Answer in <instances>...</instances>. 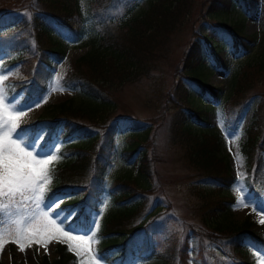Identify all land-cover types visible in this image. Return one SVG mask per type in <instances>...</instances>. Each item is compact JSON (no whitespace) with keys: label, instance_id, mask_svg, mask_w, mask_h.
<instances>
[{"label":"trees","instance_id":"trees-1","mask_svg":"<svg viewBox=\"0 0 264 264\" xmlns=\"http://www.w3.org/2000/svg\"><path fill=\"white\" fill-rule=\"evenodd\" d=\"M236 1L245 13L254 12V0ZM37 2L36 6L42 8L43 12L39 13L34 4L26 6L35 12L32 15L34 26L30 30L31 37L37 45L35 52H31L30 46L24 42L25 36L15 40L18 32L17 16L10 14L0 15V52L5 50L16 52V56L5 64H19L20 73L31 80L28 92L31 97L37 86L47 78L50 59L60 60L64 56L68 42L76 47L86 48L85 53L72 62L70 70L62 79L63 85L78 87L80 95L39 115L30 127L31 134L39 128L47 129L48 137L43 141L45 146H48L55 136L60 123L64 128V139L80 138L78 144L63 146L64 156L59 155L61 157L59 160L49 164L52 181L47 185L49 191L46 196L50 199L56 195L70 194L69 198L59 200L56 208H75L68 223H71L72 227L79 226L81 220L86 228L90 213L96 210L103 192L104 172L109 163L113 136L119 131L128 133L129 143L121 152V155L128 158L137 154L145 140L137 133L141 126L136 121L118 120L113 123L112 114L116 108L109 94L142 74V69L146 71L151 68L146 61L151 62L154 58L152 44L154 36L167 32L172 22L176 20L175 11L184 6L185 0H153L137 15H122V19L127 16L125 20H118L117 12H114L126 9L127 0H88L84 9H81L75 0ZM216 3L218 7L215 9V17L220 15L218 12L220 9L233 5L232 0H217ZM215 20L217 41L227 40L235 55H240L242 50L248 49L247 45L254 39L243 34L240 21L232 22L225 18ZM206 46L215 66L218 68L225 66L223 52H215L213 46ZM261 47L263 56L260 57L259 63L251 58L244 68L240 66L229 78L225 104L223 107L220 106L227 125L232 129L236 128L239 114L245 106L244 90L249 88L253 78L264 70V41ZM221 49L218 47V50ZM201 57V44L192 41L183 58L184 68L190 72L188 79L195 85L199 98L216 101L220 98V91L193 73ZM21 84L7 80L6 90L9 93L13 92L18 90ZM178 87L182 91L185 113L190 115V119L204 123L206 110L199 109V105H191L190 102L193 101L187 99V90L182 88L181 84ZM81 119L86 121L87 126ZM180 127L183 133L194 139L190 143V148L185 151V160L200 177L195 183L211 182L213 185V189H204L196 185L191 187L193 189L191 193L199 200L194 211L205 228L204 235L217 243L226 256L225 259H219L220 263L255 264L261 254L255 249H264V243L247 231L250 223L245 221L233 224L224 218L215 221L217 215L224 216L228 205L233 202V199L225 194V189L232 184L234 178L230 174L227 161L218 154L219 143L214 135L192 134L190 130L194 125L190 122L185 121ZM241 150L245 153L249 166L246 183L255 196L260 197L264 191V163L258 157V152H264L263 123L252 122V125L245 129V140ZM67 153L71 155L67 156ZM143 156L144 154H141L136 167L134 182L139 179L140 182L137 181L135 184L140 189L149 190L143 184V181L148 179V168ZM134 189L135 187L130 186L127 180L119 178H116L110 187L111 199L116 207L106 216L104 223H113L114 226L103 229L99 227L96 231V238L99 240L97 254L103 257L102 261L106 264H128V256H132L137 249L133 237L140 230L141 223L133 225L132 221L141 212L143 202L136 201L141 191ZM243 238L252 241L254 250L240 246ZM198 241V256L202 264H216L204 256L205 246L199 238ZM186 250L185 239L175 251L167 248L164 254L159 256L162 262L156 264H175L174 252L178 253L179 264H185ZM56 255L52 260L44 256L37 264H77L79 260L77 256L65 253L63 246L56 248Z\"/></svg>","mask_w":264,"mask_h":264},{"label":"rangeland","instance_id":"rangeland-1","mask_svg":"<svg viewBox=\"0 0 264 264\" xmlns=\"http://www.w3.org/2000/svg\"><path fill=\"white\" fill-rule=\"evenodd\" d=\"M75 1L81 9H84L88 0ZM127 1L126 9L114 12H117L118 20L122 19V15H137L153 0ZM216 1L185 0L184 6L175 11L176 20L172 22L167 32L154 36L152 43L154 58L151 62L146 61V64H149L151 68L146 69V71L142 69V74L109 94L116 108L112 114L114 119L111 118L113 122L118 120L136 121L141 126L137 133H140V137L145 139L142 144L143 147L137 151L139 154L132 156L127 162L122 155L120 157V154L127 147L130 136L126 132L116 134L113 140L111 161L104 174L106 188L112 185L116 178H119L127 180L130 186L135 187L134 190L141 191V195L136 198V201H142L143 208L132 221L133 225L141 223L142 228L136 239V248H141V250L136 251L131 256V264L160 263L162 259L159 256L163 255L167 248L175 251L185 239L187 244L185 264H202L198 256V238L205 246L204 256L211 263L222 264L219 259L223 258V251L217 244L212 243L209 236L204 235L205 228L202 226L198 214L194 211L199 200L194 193H191L193 191L191 187L196 185V187L204 189H213V185L211 182L200 181L201 183H195L200 180V177L185 160V151L190 148V143L194 140L192 136L181 131L180 125L181 123L184 125L185 121L194 125L190 130L192 134L201 136L205 133V135L215 136L219 143L218 154L225 158L230 168V174L234 177V182L225 189V194L233 198V203L227 207L224 216L217 215L215 221H221L223 218L233 224L248 221L250 226L247 231L258 236L264 242V223L259 222L264 219V212H259L255 204L245 206L242 203L237 206V201L242 199L244 193H247L249 199L257 203L264 202V192L258 198L247 186L245 178L248 175V162L245 153L241 150L245 140V129L252 125V122L253 124L256 122L263 123L264 125V70L257 74L252 83L249 84V88L244 90L245 106L240 112L236 129L233 130L231 126L226 125L225 116L221 109V106L223 107L225 104L231 73H234L240 66L244 68L251 58L259 63L260 57L263 56L261 46L264 41V0H254L255 11L248 15L245 14L236 0H232L233 5L226 9H220L218 11L220 15L215 17V9L218 7ZM36 3H38L37 0H0V15L17 16L18 32L15 40H20L25 36L24 42L30 46L31 52H35L37 49V45L30 34L32 33L30 30L34 26L32 15L35 12L34 9H27L26 6L27 4H34L39 13L43 12V9L37 7ZM124 18L122 20H125ZM215 18H225L232 22L240 21L243 34L252 36L254 39L252 43L247 45L248 49L242 50L240 55H235L227 40L217 41L215 38ZM22 23L24 24L21 26ZM54 23L53 21V25H55ZM119 39L121 38L119 37ZM192 41H198L201 44L202 54L199 65L193 73L220 91V98L216 101L199 98L195 85L188 79L190 72L184 68L183 58ZM206 45L213 46L215 52H223L226 60L225 66L221 68L215 66ZM218 47L222 49L218 50ZM85 51L86 48L84 47L67 44L64 56L58 61L51 60L49 62V74L45 80L44 90L30 103L21 104L19 99L23 93H18L12 98L6 95L8 100L18 103L27 110L26 114L22 115L18 121L17 130L30 125L39 115L49 112L60 103L77 98V91L64 87L62 79L70 70L72 62ZM15 56L16 52H0V76L18 81L23 79L18 70V65L3 66L6 61ZM248 79L249 77L246 81ZM179 84L187 90V99L193 101V103L190 102L191 105H199V109L204 108L206 110L205 123L198 124L185 113ZM43 97L46 99H41L40 105L34 106L37 99ZM81 121L87 126L86 121L82 119ZM88 129L95 130L93 128ZM62 131L63 129L60 128L49 146L57 144L60 149L62 148ZM41 133L44 134V132ZM71 142L76 144L78 141L72 140ZM52 151L54 155L57 154L55 148ZM141 154H144L143 158L148 168V179L143 181V184L149 190L140 189L135 184L137 181L140 182L139 179L134 182L136 166L141 159ZM237 154L239 159H237ZM258 157L264 163V154L258 152ZM238 180L240 181L239 184L237 183ZM237 189H243V192L237 191ZM54 201L56 203L53 205H56L59 200ZM105 201H107L106 208L104 207ZM6 205L8 206L3 210V227L0 228V232L5 234L12 227L11 221L13 219L26 216L34 207L30 201L27 202L26 207L21 206L19 211L17 206L8 201ZM115 207L110 199L103 197L98 209L91 214L88 231L75 230L73 235L84 236L87 233L90 236L89 229L93 231L95 229L94 219L100 222L102 229L113 227V223L105 224L104 220ZM102 208L104 209L102 215L97 216L96 214L101 212ZM63 214L68 216L66 211H63ZM62 244H64L65 253H74L81 257L79 264L89 259V254L83 250L87 247L86 245L80 246L81 250L78 255L76 251L77 241L63 242L51 239L47 244V251L45 247L36 243L31 244V246L26 245L24 251H20L15 243H6L0 250V264H37L39 259L44 256L52 260L57 256V246H62ZM69 244L73 246V251L69 250ZM239 244L249 250L255 248L252 241L247 238L241 239ZM91 249L92 254L97 256V243L92 244ZM173 260L175 264L180 263L177 252H174ZM100 264L104 263L100 261ZM256 264H264V256H260L256 260Z\"/></svg>","mask_w":264,"mask_h":264},{"label":"snow or ice","instance_id":"snow-or-ice-1","mask_svg":"<svg viewBox=\"0 0 264 264\" xmlns=\"http://www.w3.org/2000/svg\"><path fill=\"white\" fill-rule=\"evenodd\" d=\"M5 79L6 77L0 76V228L3 227V208L8 206L3 205L5 198L10 204L17 206L18 211L21 206L26 207L29 201L34 207L26 216L13 219L12 227L7 234L0 232V250L6 243L11 242L15 243L20 251H24L26 245L31 246L33 243L45 247L47 251V244L51 239L63 238L69 242H78L76 246L78 255L81 250L80 246H87L83 250L89 254V259L82 261L81 264H100L103 257L92 254L91 249L92 244L99 242L96 238L99 221L93 220L96 230L89 229L90 236L87 233L84 236L73 235L71 233L75 230L71 223H68L69 217L63 214L64 210L49 211L56 203L49 201L46 196L49 191L47 185L52 181L49 164L61 158L58 155L60 148L57 144L50 146H45L43 143L38 144L37 141L43 140V133L32 136L28 129L17 130L18 121L27 110L18 103L8 100L3 87ZM41 99H46V97L37 99L34 106H39ZM53 148H55L56 155L53 154ZM237 159H239L238 154ZM237 183L239 184L240 181L238 180ZM237 191L243 192V189H237ZM242 203L245 206L255 204L259 212H264V202L257 203L249 199L247 193H244L242 199L237 201V206ZM104 207H107V201ZM103 210L102 208L101 212L96 215H102ZM259 222L264 223V219ZM69 250H74L71 244H69ZM255 250L264 256V249Z\"/></svg>","mask_w":264,"mask_h":264},{"label":"bare ground","instance_id":"bare-ground-1","mask_svg":"<svg viewBox=\"0 0 264 264\" xmlns=\"http://www.w3.org/2000/svg\"><path fill=\"white\" fill-rule=\"evenodd\" d=\"M194 177V176H193ZM199 179V178H198Z\"/></svg>","mask_w":264,"mask_h":264}]
</instances>
